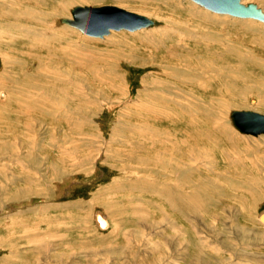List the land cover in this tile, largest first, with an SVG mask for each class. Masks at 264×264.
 Masks as SVG:
<instances>
[{
	"label": "rangeland",
	"instance_id": "1",
	"mask_svg": "<svg viewBox=\"0 0 264 264\" xmlns=\"http://www.w3.org/2000/svg\"><path fill=\"white\" fill-rule=\"evenodd\" d=\"M53 1L0 0V264H264V134L230 119L264 114V23L193 0ZM86 5L155 24L62 21Z\"/></svg>",
	"mask_w": 264,
	"mask_h": 264
},
{
	"label": "water",
	"instance_id": "2",
	"mask_svg": "<svg viewBox=\"0 0 264 264\" xmlns=\"http://www.w3.org/2000/svg\"><path fill=\"white\" fill-rule=\"evenodd\" d=\"M193 1L213 12L264 21V12L255 2L244 4L242 0ZM72 14V19L63 18L62 21L94 37H104L111 30L136 31L154 24L146 15L115 5L76 6ZM230 117L240 132L255 136L264 134V114L253 110H232Z\"/></svg>",
	"mask_w": 264,
	"mask_h": 264
},
{
	"label": "bare ground",
	"instance_id": "3",
	"mask_svg": "<svg viewBox=\"0 0 264 264\" xmlns=\"http://www.w3.org/2000/svg\"><path fill=\"white\" fill-rule=\"evenodd\" d=\"M30 1V0H29ZM51 1V4H54V6H53V9L55 8V2L56 1H53V0H50ZM242 2L244 3V4H247V3H245V1L244 0H242ZM24 3V2H23ZM26 3V2H25ZM28 3V2H27ZM45 4H46V2H45ZM72 4L74 5V1H72V2H68V3H61V5L60 6H58V8H57V11L58 12H60L61 14H66L68 11L67 10H69V7L70 6H72ZM199 5V4H198ZM205 8V7H204ZM207 9V8H206ZM262 9V8H261ZM43 10H44V8H43ZM209 10V9H208ZM211 11V10H210ZM262 11L264 12V10L262 9ZM45 13V12H44ZM46 13H47V11H46ZM60 13H55V12H49V14H46V15H43V16H45L44 18H46L48 15H49V19H53V20H55V18H56V16L58 15V14H60ZM212 13H213V11H212ZM214 13H217V12H214ZM218 14H221V13H218ZM41 15V14H40ZM41 15V17H43ZM226 15H229V14H226ZM231 16V15H230ZM36 17H37V15H36ZM148 17V16H147ZM232 17H235V16H232ZM150 18V17H149ZM206 18V17H205ZM236 18H240V17H236ZM152 19V18H151ZM211 19V18H210ZM242 19H254V18H242ZM153 20V19H152ZM254 20H258V19H254ZM154 21V24H155V20H153ZM258 21H260V22H263L264 23V21H262V20H258ZM64 23H67V22H64ZM43 24V23H42ZM153 24V25H154ZM71 25V24H70ZM153 25H150V26H153ZM73 26V25H72ZM150 26H148V27H150ZM63 28H62V30H64L65 31V26H62ZM75 27V26H74ZM251 27V26H250ZM77 28V27H76ZM147 28V27H146ZM79 29V28H78ZM143 29V28H142ZM251 29L253 30L254 29V27H251ZM80 30V29H79ZM111 31H113V30H111ZM110 31V32H111ZM116 31H120V30H116ZM137 31V30H136ZM264 31V30H263ZM133 32V31H132ZM84 33V32H83ZM144 34H146L147 35V33H145L144 32ZM39 35H40V37L42 38V36L41 35H43V34H41V33H39ZM39 35L37 36V38H36V40L38 39V37H39ZM151 35V34H150ZM212 36V35H211ZM207 37V39H209L208 38V36H206ZM212 37H214V39L216 40V42H221L222 41V39L220 38V39H218L216 36H212ZM164 39H166V38H164ZM39 40V39H38ZM43 41H44V39H43ZM29 42V41H28ZM52 43V42H51ZM54 44V43H53ZM41 47V46H40ZM168 47V46H167ZM42 48H44V47H42ZM173 48H175V45L173 46ZM170 49V48H169ZM176 50H177V48H175ZM229 49H232V47H229ZM172 51H174V49L172 50ZM171 51V52H172ZM171 52L168 50V53H170V55H171ZM244 55H248L247 53H243ZM167 56V55H166ZM168 56H169V54H168ZM194 57V56H193ZM197 61V60H196ZM215 61V60H214ZM188 62H190V61H188ZM198 62V61H197ZM193 65V64H192ZM206 65V63L204 64V65H202L203 67ZM218 66V65H217ZM167 67V66H166ZM165 67V68H166ZM219 67V66H218ZM224 67L225 66H221V67H219L218 69H224ZM169 69V68H168ZM171 69V68H170ZM226 70V69H225ZM221 71V70H220ZM229 71V70H228ZM184 75V77L186 78V75H189V76H192L193 77V70L192 69H190V68H188L187 69V74H185V73H183ZM176 75V74H175ZM207 75V74H206ZM175 79V78H174ZM184 79V78H183ZM187 80V79H186ZM225 82V81H224ZM224 82H222L221 81V79H219L218 78V80H217V83H219V85L220 84H222V83H224ZM203 83V82H202ZM163 84H164V87L166 88L167 86H166V82H165V80L163 81ZM216 84V83H215ZM194 85V84H193ZM218 85V84H217ZM230 85V84H229ZM187 86V85H186ZM209 86V85H208ZM160 87V86H159ZM190 87V86H189ZM188 87V88H189ZM207 87V86H206ZM231 87V86H230ZM187 88V89H188ZM56 89H58V88H56ZM186 90V89H185ZM191 90V89H190ZM60 92V91H59ZM163 92V91H162ZM184 93V92H183ZM166 95V94H165ZM168 96V95H167ZM166 97V96H165ZM25 98V97H24ZM17 99V98H16ZM35 99V98H34ZM190 99V98H189ZM157 100V99H156ZM161 100H163V99H161ZM30 101H32L31 100V98H30ZM164 101V100H163ZM178 101V100H177ZM203 101V100H202ZM165 102H167V101H165ZM24 104V103H23ZM158 105H159V103H157ZM177 104V103H176ZM25 105V104H24ZM33 105V104H32ZM153 105V104H152ZM162 105V104H161ZM178 105V104H177ZM195 105H197V104H195ZM181 106V105H180ZM183 106V105H182ZM200 106V105H199ZM192 107H194V106H192ZM213 107V106H212ZM25 108V107H24ZM163 108V107H162ZM165 108V107H164ZM202 108H203V106H202ZM214 108V107H213ZM27 109V108H26ZM159 109V108H158ZM166 109V108H165ZM174 109V108H173ZM149 110V109H148ZM167 110V109H166ZM196 110V109H195ZM210 110H211V107H210ZM150 111V110H149ZM148 111V112H149ZM159 111V110H158ZM143 112V111H142ZM201 112V111H200ZM257 112V111H256ZM205 113V112H204ZM151 114V113H150ZM210 114V113H209ZM225 114V113H224ZM263 114V113H262ZM163 115H165V113L163 114ZM201 116H202V114H201ZM152 117V116H151ZM204 117V116H203ZM202 117V118H203ZM174 118V117H173ZM201 118V117H200ZM162 119V118H161ZM204 119V118H203ZM230 119H231V117H230ZM165 120H166V118H165ZM200 120V119H199ZM162 121V120H161ZM147 122V121H146ZM231 122H232V119H231ZM189 123V122H188ZM209 123V122H208ZM149 124V123H148ZM232 124H233V122H232ZM141 125V124H140ZM146 125V124H145ZM154 125V124H153ZM227 125V124H226ZM147 126V125H146ZM149 126H150V124H149ZM152 126V125H151ZM234 126V125H233ZM235 127V126H234ZM156 128V127H155ZM161 128V127H160ZM236 128V127H235ZM129 129H130V127H129ZM146 129H149V128H146ZM145 129V130H146ZM216 129V128H215ZM227 130L229 129V128H226ZM237 129V128H236ZM132 130V129H131ZM169 130V129H168ZM238 130V129H237ZM152 131H154V130H152ZM229 131V130H228ZM239 131V130H238ZM143 132V131H142ZM170 132V131H169ZM199 132H202V130H200ZM204 132H206L205 130H204ZM227 132V131H226ZM240 132V131H239ZM147 133V132H146ZM151 133V132H150ZM155 133H157V132H155ZM171 133V132H170ZM224 133V132H223ZM230 133V132H229ZM241 134H245V135H253V134H246V133H242V132H240ZM159 134H160V132H159ZM220 134H222V133H220L219 132V135ZM230 134H232V133H230ZM142 135V134H141ZM173 135V134H172ZM178 135V134H177ZM194 135H195V133H194ZM212 135V134H211ZM228 135V134H227ZM259 135H262V134H259ZM259 135H257V136H259ZM149 136V135H148ZM253 136H255V135H253ZM171 137V136H170ZM177 138H178V136H177ZM183 138V137H182ZM180 139V138H179ZM222 139V138H221ZM149 140V139H148ZM204 140V139H203ZM202 140V141H203ZM166 141V140H165ZM164 141V142H165ZM168 141V140H167ZM230 141V140H229ZM154 142V141H153ZM183 142H184V140H183ZM218 142V141H217ZM224 142V141H223ZM228 142V141H227ZM189 143V142H188ZM201 143V142H200ZM149 144V143H148ZM162 144V143H161ZM186 144V143H185ZM237 144V143H236ZM236 144H234V145H236ZM144 145V144H143ZM193 145V144H192ZM195 145V144H194ZM217 145H219V144H217ZM152 146V145H151ZM165 146V145H164ZM163 146V147H164ZM142 147V146H141ZM214 147V146H213ZM234 147V146H233ZM237 147V146H236ZM172 148V147H171ZM170 148V149H171ZM194 148V147H193ZM235 148V147H234ZM168 149V148H167ZM187 149V148H186ZM188 149H190V148H188ZM222 149H224V148H222ZM239 149V148H238ZM194 150V149H193ZM213 150V149H212ZM210 150H208V152H209ZM161 152V151H160ZM173 152V151H172ZM195 152V151H194ZM203 152V151H202ZM207 152V151H206ZM158 154V153H157ZM162 154V153H161ZM198 154V153H197ZM207 154V153H206ZM164 156V155H163ZM170 157V156H169ZM166 164V163H165ZM166 166V165H165ZM206 167V166H205ZM173 171V170H172ZM169 173V172H168ZM177 175V174H176ZM204 175V174H203ZM219 175V174H218ZM179 177V176H178ZM203 177V176H202ZM167 180H169V179H167ZM162 182V181H161ZM138 184H140V183H138ZM143 184V183H142ZM141 184V185H142ZM169 184H171V185H169ZM135 186H137L138 188H140L141 186H139V185H137V184H135ZM145 186V185H144ZM168 187H166V188H164V190H160L159 189V194L161 195V196H163V195H169L170 196V203L171 204H173L175 201H174V198H173V194H172V192H174L173 191V187H175V186H177V185H175V184H173V183H168V185H167ZM146 187V186H145ZM165 187V186H164ZM136 188V187H135ZM141 188H143V187H141ZM154 188V187H153ZM177 189V188H176ZM158 192V191H157ZM198 194V192L197 191H195L194 190V192H193V194H192V196H191V200L192 201H194V200H196V198L194 197L195 195H197ZM99 211H97V213H98ZM96 213V219H98V223H100L101 225V227H106L107 226V224H106V220H105V222L104 221H102L103 220V217H102V215H100V213L99 214H97ZM263 216H264V213L261 215V217H260V221H261V223H263L264 224V219H263Z\"/></svg>",
	"mask_w": 264,
	"mask_h": 264
}]
</instances>
